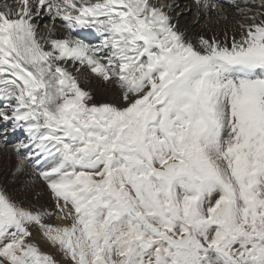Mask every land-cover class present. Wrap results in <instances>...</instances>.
Returning <instances> with one entry per match:
<instances>
[{
	"label": "snow or ice",
	"instance_id": "obj_1",
	"mask_svg": "<svg viewBox=\"0 0 264 264\" xmlns=\"http://www.w3.org/2000/svg\"><path fill=\"white\" fill-rule=\"evenodd\" d=\"M224 3L223 39H186L163 0L0 5V123L26 134L14 175L55 206L0 187V264H264V0Z\"/></svg>",
	"mask_w": 264,
	"mask_h": 264
},
{
	"label": "bare ground",
	"instance_id": "obj_2",
	"mask_svg": "<svg viewBox=\"0 0 264 264\" xmlns=\"http://www.w3.org/2000/svg\"><path fill=\"white\" fill-rule=\"evenodd\" d=\"M168 4V3H167ZM175 7L169 11L173 17V22L177 24L179 31L185 33V38L198 37L204 35L206 38L216 36L217 39H223L225 29L231 31L234 28V21L237 18L236 13L229 7H224V12L219 13L210 10L208 16H204L201 12L200 17L196 20L195 14H192V4L185 1L181 3H173ZM227 16L224 20L222 17ZM189 20L186 24L185 21ZM48 20L39 21V28L44 29V25ZM57 32L61 30L57 28ZM86 90L92 92L96 103H119L117 99L118 90H113L110 86H105L102 81L92 80L88 84H82ZM17 160L12 150H6L0 147V187L5 188L13 197L23 194L27 197V205L35 207H47L55 211V206L49 198L48 190L45 185L38 179L34 183L27 184L28 177L14 175ZM31 170L29 169V172ZM37 195L34 200L33 197ZM32 204H30V203ZM58 215V214H57ZM56 225L64 223L55 216L48 219Z\"/></svg>",
	"mask_w": 264,
	"mask_h": 264
},
{
	"label": "rangeland",
	"instance_id": "obj_3",
	"mask_svg": "<svg viewBox=\"0 0 264 264\" xmlns=\"http://www.w3.org/2000/svg\"><path fill=\"white\" fill-rule=\"evenodd\" d=\"M188 21H189V20L185 21L186 24H189V23H187ZM190 38H193V39H194V37H190ZM100 103H101V102H100ZM41 182H42V181H41ZM42 183H43V182H42ZM36 197H37V195H35V196L33 197V199L35 200ZM13 198L16 199V200L23 201L24 204H25V206H30V205H27V197L24 196L23 194H19L18 196L13 197ZM29 203H30V202H29ZM30 204H31V203H30ZM31 205H32V204H31ZM46 223H52V224H54L53 222L49 221L48 219L46 220ZM55 225H56V224H55ZM34 237H36V233H35V232H34ZM40 247H41V250H42V251H44V252H46V253H49V254L56 255V256L58 257V254L55 253L54 249H52L50 246L44 244L43 242H40Z\"/></svg>",
	"mask_w": 264,
	"mask_h": 264
}]
</instances>
